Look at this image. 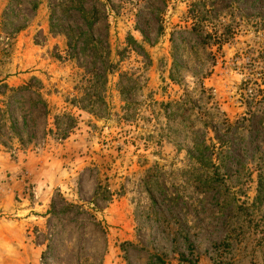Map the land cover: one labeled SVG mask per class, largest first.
Wrapping results in <instances>:
<instances>
[{"label":"rangeland","instance_id":"rangeland-1","mask_svg":"<svg viewBox=\"0 0 264 264\" xmlns=\"http://www.w3.org/2000/svg\"><path fill=\"white\" fill-rule=\"evenodd\" d=\"M263 113L264 0H0V264H264Z\"/></svg>","mask_w":264,"mask_h":264},{"label":"trees","instance_id":"trees-1","mask_svg":"<svg viewBox=\"0 0 264 264\" xmlns=\"http://www.w3.org/2000/svg\"><path fill=\"white\" fill-rule=\"evenodd\" d=\"M84 12V11H83ZM87 24H91V21L86 18ZM256 85V84H255ZM264 115V113H263ZM64 136V134H62ZM202 150V149H200ZM218 157V156H217ZM206 158V157H204ZM200 159H203V157H200ZM211 161V159H210ZM222 160H219L218 158V164L215 165L216 168H219L222 165ZM264 200V174H258L257 180H256V195L253 198V203L261 204Z\"/></svg>","mask_w":264,"mask_h":264}]
</instances>
